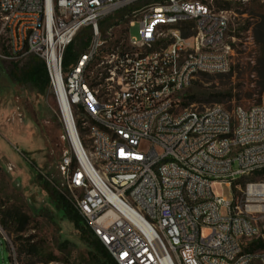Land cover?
<instances>
[{"label":"built area","instance_id":"obj_1","mask_svg":"<svg viewBox=\"0 0 264 264\" xmlns=\"http://www.w3.org/2000/svg\"><path fill=\"white\" fill-rule=\"evenodd\" d=\"M146 1L0 0V62L44 63L69 143L65 186L116 264H264V249L246 250L264 245V179H251L264 171V100L232 111L181 101L197 76L231 73L234 14L151 0L111 47L103 22ZM83 30L89 46L66 68ZM224 183L234 202L215 192Z\"/></svg>","mask_w":264,"mask_h":264},{"label":"rangeland","instance_id":"obj_2","mask_svg":"<svg viewBox=\"0 0 264 264\" xmlns=\"http://www.w3.org/2000/svg\"><path fill=\"white\" fill-rule=\"evenodd\" d=\"M200 1L217 12L227 4L229 9L224 11L234 14L230 34L234 39L230 41L234 49L233 67L226 75L197 76L182 94V107L202 111L221 106L232 111L262 104L264 94L260 96L258 88L264 82V0ZM150 2L139 3L107 18L103 22V39L111 47L126 45L121 35L127 25L113 28L114 25L122 16ZM129 34L134 41L141 40L139 23ZM90 41V33L83 30L74 42L73 51L82 54ZM30 63L31 60L0 62V264H12L9 242L20 263L29 262L20 257L21 249L34 246L43 256L55 257L54 264H91L80 234L57 207L60 196L73 206L62 169L64 158L70 155L69 143L50 86L42 93L27 80ZM215 192L228 201H235L234 189L225 183L217 185ZM5 214L20 215L26 220L21 232L1 225ZM222 214L226 216V210ZM210 233L204 229L202 236ZM30 262L45 264L37 258ZM254 264L261 263L257 260Z\"/></svg>","mask_w":264,"mask_h":264},{"label":"trees","instance_id":"obj_3","mask_svg":"<svg viewBox=\"0 0 264 264\" xmlns=\"http://www.w3.org/2000/svg\"><path fill=\"white\" fill-rule=\"evenodd\" d=\"M222 7V8H221ZM220 8L223 9L221 11L229 9V6L223 5ZM121 24H128V21L125 19V15L122 16L114 25L113 28L119 27ZM105 30V25L102 24V33ZM122 41L127 39V30L123 32L121 35ZM74 45V44H73ZM73 45L70 46L67 50L65 56V67H70L79 57V54L73 51ZM87 48L84 47L83 50ZM84 53V52H83ZM31 60V65L29 67V73L27 76V80L42 93H46L49 88V78L46 67L44 63L36 58H29ZM258 94L262 96L264 94V82L259 84ZM191 101H195L194 98H191ZM185 107L188 105H184ZM187 108V107H186ZM257 177L264 179V171L257 174ZM58 209L62 212L63 216L73 224L78 233L80 234L81 240L85 243L88 249L89 261L91 264H116L113 258L109 255L104 246L100 243V241L94 236L92 231L88 228L85 221L78 214L75 208L66 200V198L60 196L58 201ZM26 224V220L20 216L14 214L13 216H9L7 214L2 216L1 225L4 228H15V231H20ZM264 249L263 242L261 240L250 242L246 248L248 252L256 253L260 252ZM20 257H25L29 262L21 263V264H34L30 261L33 259H39L45 262V264H50L56 261L57 259L53 256H43L38 250L34 248V246H30L29 248L21 249Z\"/></svg>","mask_w":264,"mask_h":264}]
</instances>
